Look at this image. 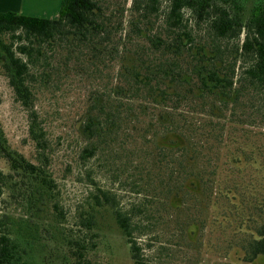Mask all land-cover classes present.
<instances>
[{
  "label": "rangeland",
  "instance_id": "rangeland-1",
  "mask_svg": "<svg viewBox=\"0 0 264 264\" xmlns=\"http://www.w3.org/2000/svg\"><path fill=\"white\" fill-rule=\"evenodd\" d=\"M22 1L19 14L49 17L58 14L61 0ZM215 1L224 4V0ZM238 1L244 5L245 17L259 2ZM99 2L105 15L113 14V22L121 14L122 27L128 31L132 0ZM162 8L164 4L158 9V16ZM160 21L152 16L153 28ZM0 40L5 45L14 41L7 33L1 34ZM44 50L46 60L40 59L31 66L34 78L30 84L34 91L33 110L45 133L44 153L52 181L51 195L40 214H26V209L8 198L6 191L0 195V215H9L15 221L14 228L25 237L19 249L20 255L23 249L27 253L23 261L77 264L73 256L80 250L79 264H133L129 246L115 223L114 208L93 205L95 195L100 197L101 190L115 202L116 210L135 211L133 222L144 228L143 235L135 237L146 264H240L241 252L230 246L237 240L236 221L253 212L254 205L264 197V112L247 109L242 114L248 121L245 125L234 123L226 112H222L221 118H218L221 112L211 116L207 114V106L201 104L181 105L169 114L172 119H184L186 124L196 121L198 126L200 121L204 132L209 130L208 123L212 124L213 132L208 133V140L202 136L197 140L202 154L213 158L217 173L214 195L207 208L201 210L194 199L184 197L182 206L175 212L166 205V200L171 162L176 157L172 154L158 157L151 137L156 116L170 113V108L148 105L145 113H140L141 103L135 100L137 103L132 107L136 115L131 121L122 122L124 129L116 138H106L93 156L86 157L83 151L90 142L82 135L80 126L94 111L91 107L94 97L105 99L102 96L110 93L120 62L114 57L100 63L84 59L65 61L67 54L61 49L56 54L50 46ZM7 81L0 60L1 132L10 150L35 162L37 151L28 133L29 112L15 98ZM233 112L236 122L239 110ZM221 127L222 132L218 131ZM238 155L243 160H237ZM0 170L3 173L8 170L1 157ZM88 216L93 217L91 228L84 226ZM263 217L264 211L258 209L244 225L252 228ZM193 218L198 232L191 239L184 231V224ZM250 264H264V254Z\"/></svg>",
  "mask_w": 264,
  "mask_h": 264
},
{
  "label": "trees",
  "instance_id": "trees-1",
  "mask_svg": "<svg viewBox=\"0 0 264 264\" xmlns=\"http://www.w3.org/2000/svg\"><path fill=\"white\" fill-rule=\"evenodd\" d=\"M100 3L61 0L54 19L0 12V35L11 34L14 40L9 45L0 40L1 65L15 98L29 112L28 133L37 151L35 162L24 159L9 149L0 128V157L8 167L6 173L0 170V195L6 191L8 198L26 209V214L42 213L51 195L45 133L33 110L34 91L30 84L34 78L31 66L40 59L46 60L44 49L50 46L55 54L58 48L64 51L65 61L100 63L114 57L120 62L110 93L102 96L105 99L94 97V111L80 126L90 142L83 151L85 156H93L106 138L118 136L124 129L122 122H130L136 115L132 107L135 100L141 103L140 113H145L148 105L170 108V113L156 116L151 134L158 157H176L171 162L166 205L179 211L187 197L194 199L201 210L207 208L214 195L216 165L212 157L202 154L197 138L208 140L212 124L208 123L209 130L204 132L200 121L198 129L196 121L186 124L184 119H172L169 114L181 105L201 104L207 106L211 116L226 112L234 123L245 125L248 121L242 114L247 109L264 112V0L254 4L247 17L238 0H224L223 5L215 0H132L128 31L122 27L121 14L113 22V14L105 15ZM162 4L165 8L158 16ZM152 16L161 20L155 28ZM17 32L20 34L15 35ZM236 109L239 119L235 122ZM218 131L222 132V127ZM238 156L237 160H243ZM100 193V197L95 195L93 205L114 208L115 223L129 246L133 264H146L135 237L143 235L144 228L133 222L135 211L116 210L108 193ZM259 201L253 212L236 221L237 240L230 246L241 252L240 264H250L264 254V217L252 228L244 225L256 210L264 211V197ZM92 218H85V227L93 226ZM193 220L184 224L191 239L198 232ZM14 227L15 221L9 215H0V264H26L25 249L21 255L19 252L25 237ZM80 256V250L74 252L77 264Z\"/></svg>",
  "mask_w": 264,
  "mask_h": 264
},
{
  "label": "crops",
  "instance_id": "crops-1",
  "mask_svg": "<svg viewBox=\"0 0 264 264\" xmlns=\"http://www.w3.org/2000/svg\"><path fill=\"white\" fill-rule=\"evenodd\" d=\"M23 5L22 0H0V12H14V13H21V9ZM57 13L52 14V16L43 17L46 19H54L57 17ZM33 17V16H30ZM39 17V16H37Z\"/></svg>",
  "mask_w": 264,
  "mask_h": 264
}]
</instances>
